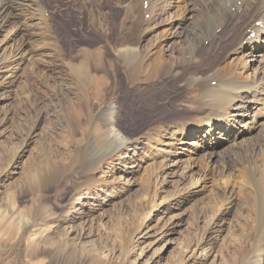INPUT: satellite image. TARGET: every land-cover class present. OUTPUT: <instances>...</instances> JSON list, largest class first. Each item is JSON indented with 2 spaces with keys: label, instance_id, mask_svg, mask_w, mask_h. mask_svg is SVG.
<instances>
[{
  "label": "rangeland",
  "instance_id": "1",
  "mask_svg": "<svg viewBox=\"0 0 264 264\" xmlns=\"http://www.w3.org/2000/svg\"><path fill=\"white\" fill-rule=\"evenodd\" d=\"M42 1L49 6L45 16L51 22V33L46 32L50 28L43 26L32 0H20L23 6L0 34V48L4 46L0 49V63L4 64L0 67V264L63 263L67 261L59 255L65 250L94 252L93 245L100 255L81 256L84 264H167L171 257H182V264H246L245 258L264 227V191L260 194L252 185L239 191L234 182L228 187L229 180L225 179L234 172L238 174L241 161L245 165L246 160L260 163L258 157L264 151V140L259 141L261 128L252 132L246 129L242 141L235 145L223 143L221 158L211 159L206 149L200 150L193 156L198 166L191 167L188 147L180 146V154L169 157L171 170L161 178L165 182L160 190L162 180L157 169L163 165L162 158L146 146L145 137L152 129L167 132L169 125L187 116L190 107L197 109L200 97L191 91L179 92L171 83L164 89L149 92L143 87L145 90L139 91L128 84L124 69L118 68L117 87H109L96 105L105 107L118 101L126 108L119 127L132 144L125 152L99 159V174L85 183L82 162L84 167L97 161L90 152L82 160L86 143L91 141L94 147L106 151L110 141L104 123L91 125L87 114L78 116L73 107L67 108V102L72 99L80 105L96 99L90 70L101 62L103 51L90 56L81 52L102 45L103 35L111 41L120 39L125 26L127 36L135 34L136 26L125 11L130 0ZM92 10L101 30L89 23ZM149 17L145 16L146 21ZM155 23L157 27L148 26L144 45L154 42L155 33L167 25L158 20ZM170 27L167 45L180 28L175 24ZM17 29L19 33L5 45ZM138 31L142 33L143 29ZM55 38L66 53L64 59L52 55ZM236 44L230 37L222 45L210 46L203 68L216 64L230 51L237 52L235 59L241 57L240 45ZM204 45L208 47L209 43ZM18 49L25 60L21 65L12 55ZM73 56L76 62L70 61ZM80 63L92 68L78 72L75 65ZM259 67L262 78L264 64ZM251 74L258 77L255 67ZM255 108L252 103L248 111L260 112ZM254 145L258 150L253 151ZM204 161H211V171L207 172ZM37 232H43L44 237L37 238ZM30 251L36 256L30 257Z\"/></svg>",
  "mask_w": 264,
  "mask_h": 264
},
{
  "label": "bare ground",
  "instance_id": "2",
  "mask_svg": "<svg viewBox=\"0 0 264 264\" xmlns=\"http://www.w3.org/2000/svg\"><path fill=\"white\" fill-rule=\"evenodd\" d=\"M18 1L20 2V0H0V34L6 31V27L11 23V18L14 16V13L18 11L17 9L23 6L22 3ZM42 2V0H32L31 5L35 7V11L39 14V16L36 14L38 17H40L41 14L40 20L45 23L43 26L46 25L50 28H48L49 31L46 32L51 33L52 26L50 27L49 25L51 22H47L48 19L47 16H45V11L47 12L46 8L49 6L45 7V3L43 4ZM9 3H11V5ZM145 6L147 7L145 8ZM125 8L126 14L131 17L133 25L136 26L135 31L137 33L134 31L135 34H132L133 36H127L125 26L121 30L120 39L111 41L109 39L110 37L108 38L106 35H103L105 36L104 39L101 40L103 44L94 48L95 50L93 48L81 50L83 56L94 55L102 50L103 55L100 59L101 62L97 66L95 65L94 68L84 63L75 65L77 66V70H80H78V72L81 73L85 69L92 68L90 70V76L95 80H92L95 82V85L92 87L93 89L96 88L94 91L96 99H92L94 101L93 103L87 100L80 105L77 103L74 104L72 99H70V101L68 100L67 102L69 103L67 108L68 106L70 108L73 107L72 109L76 111L78 116L81 115V117L84 113L87 114L91 125L94 123L96 124V121L104 123L105 132L110 141V149L108 148L109 150L107 149L106 151H101L97 147H94V143L91 141L86 143L85 149L82 155H80L82 156V160L84 159V154L90 152L97 156V161L84 167L82 162L81 166L85 170V183L92 182L99 174L98 171L101 169L98 168L99 159L107 160L111 155L125 152L132 144V141L119 127V122L123 119V113L126 108L121 106L122 104L119 105L117 100V103H113L109 106H105L106 104H104L105 107L96 105L100 101L99 98L104 96L109 87L113 89L117 87V80L119 78L118 68L124 69L128 84L133 86V88L144 89L143 87H145L147 91L149 90V92H151L155 88L159 90L164 89L171 83L173 86H177V91L179 90V92L191 91L200 97V101H198L195 106L197 109L190 107L187 116L169 125L167 132L165 131L166 129L164 130L163 128L152 129L148 133L149 136L147 138L145 137L148 143L146 146L155 151V153L162 158L163 165L160 164L157 169L159 170L158 177H160V179L163 177L165 178L170 172L171 165L169 157H171L173 153L180 154V149H178L180 146L188 147L189 153L191 154L189 162L191 163V167H193V165L198 166V161L196 162L197 158L193 156L200 150L206 149L211 159L216 158L220 154V146L223 143L226 142V144L232 145L237 144V142L243 138L244 134L247 133V130L252 132L260 127L261 137L260 140H258H264V76H261L262 78L259 77L261 71H259V66L264 64V0H260L259 3H257L256 0H191L190 2H188V0H130ZM95 12L92 10L91 17L93 19H90L91 21L89 23L95 28H100V20L95 16ZM147 15L150 17L149 20L146 21L145 16ZM235 15L237 21L234 18ZM157 20L160 21L161 24L166 23L167 25H164V28L161 27L160 32L158 31L155 33L156 37L154 42L144 45V38L149 34L148 26L152 25L153 27V24L156 26L155 22ZM174 24L180 27L179 33H177L178 35L167 45L165 42L167 38H169L168 36H170V26ZM140 29H143L142 33L138 31ZM218 31H220V33H218ZM107 32L109 31H106V33ZM17 33H19L18 29L13 34L12 38L4 44L6 45L9 41L14 39ZM33 33L35 32L33 31ZM253 33L255 37L251 38ZM230 37L237 43V46L240 45L238 52L241 54V57L235 59L234 56L236 54L234 53L237 52L230 51L228 55L221 58L216 64L211 63L212 66L203 68L202 63L210 46L215 48L217 45H222L223 42ZM54 40L55 41L51 40L52 44H54L52 55L64 59L66 53L64 54L58 40L56 38ZM205 42L209 43L208 47L204 45ZM236 45L234 46L237 47ZM108 50H111L112 54H110ZM12 55L19 61L20 65L25 61L21 55L20 49L14 51ZM70 61L76 62L77 60H75V56H73ZM256 63H258V65H256ZM91 64L93 65V63ZM3 65L0 63V67ZM253 66L256 68V72H258V77H252L251 70L254 68ZM15 70L17 71L18 69ZM12 82L13 81L10 80L9 84H13ZM168 99L169 98H167V100ZM252 103L256 105L257 108L255 109L260 110V112L255 111L254 113L248 111V106ZM172 114H176V112H172ZM162 120L164 121V119ZM161 126L164 127V125ZM187 141H189V143ZM3 148L6 149L4 144ZM248 149L247 147V150ZM256 149L258 150L257 146L254 145L253 151H256ZM258 158H261L260 160L258 159L260 161L259 164L256 163L257 161L254 162V160L251 161L252 163L246 160L247 164L245 165L241 161V170H239L238 174L234 172L236 175H233V173L228 176L229 178L227 177L228 179H225L229 180L226 182V185L229 187L231 185L230 183L234 182V188L238 186L239 191H242L246 188L245 186L248 187L249 185L254 186V188L256 187L258 192L264 191V151H262ZM210 162L211 161L207 162L206 166L203 164L207 172L212 170ZM250 164H252V166ZM86 167H88V169H85ZM136 168L140 170L142 167L141 165H137ZM111 173L112 176L115 177L113 172ZM101 174L103 175L102 177L109 178L106 173ZM163 182H165V180L159 183V185H161L160 190H162L161 187ZM50 183L52 182L50 181ZM228 187H226V189H229ZM6 229L7 228L4 229L5 233ZM42 233L43 232H37V238H43L44 235H41ZM259 234H261V236L258 239L256 238L257 240L253 242L254 248H252V252L249 254L250 256L245 258L246 264H264V241H261V238L264 237V227L261 228ZM46 237L49 238V236ZM29 243L32 245L31 241ZM52 245L56 244L53 243ZM92 250L94 252H86L87 249H83L81 252H68L65 250L59 257L65 258L67 262L69 260H74V263L72 262L73 264H84L85 261L82 260L83 256L91 258L99 257L100 250L94 245ZM29 253L32 254L30 257L36 256L35 251H30ZM181 253L182 252H180V254ZM234 254L235 253H233V255ZM178 256L181 257V255ZM181 258L177 259L171 257L167 264H182ZM108 259H112V257H108ZM67 262L53 264H68Z\"/></svg>",
  "mask_w": 264,
  "mask_h": 264
}]
</instances>
